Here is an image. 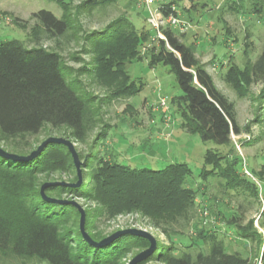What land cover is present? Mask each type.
Listing matches in <instances>:
<instances>
[{
  "label": "rangeland",
  "instance_id": "1",
  "mask_svg": "<svg viewBox=\"0 0 264 264\" xmlns=\"http://www.w3.org/2000/svg\"><path fill=\"white\" fill-rule=\"evenodd\" d=\"M85 1L0 0V40H17L24 46L39 45L58 52L67 67L66 80L74 83L79 96L92 101L98 119L96 127L83 143L76 142L70 136L69 129L53 128L46 124L30 139V146L26 149H16L1 140L0 146L8 151L28 154L47 137L57 136L73 141L80 159L84 162L88 159V164L93 167L99 165L100 159L131 168L152 170L163 169L170 163L184 162L191 170L184 186L193 192L195 216L173 223L171 226L177 230V234L166 237L153 225V220L140 211L125 212L107 220L93 216L88 232L100 231L98 239L119 229H144L157 240L155 252L168 249L174 255H180L184 252L194 254L197 249L206 251V245L199 238L201 231H216L228 252H239L251 264H264V172L262 176L256 175L257 171H264V99L260 96L264 82L253 81L245 72L247 65L257 59L264 44V0H173L176 3L175 14L184 26L167 27L164 24L160 28V31L167 28L176 31L182 41L193 46L195 56L206 65L215 86L234 103L241 132L231 133L228 145L203 141L198 135L182 128V117L170 101L172 97L182 94L174 72L162 62L152 67L149 65V61L157 55L161 38L148 22V9L144 2L114 0L87 8ZM168 1L171 0H155V6ZM42 9L56 17L64 15L68 19L71 29L66 35L48 38L41 34L39 42L30 40L29 34L36 24L31 15ZM134 32L140 38L136 43L133 41L134 49L130 46L127 50L129 59L124 69L129 80L141 85V89L133 96H116L112 94L115 88L97 79L100 72L110 75L102 63L103 47L109 41L117 42V36L121 33L130 36ZM117 59L118 56L113 57L110 64ZM230 65L239 72L245 70L242 74L244 86L238 90L225 79ZM162 97L166 99L165 107L161 105ZM56 151L52 150L51 153L62 158L61 152ZM207 152L214 154L215 165H220L218 169L204 165ZM92 153L97 155L94 161L87 158ZM237 160L239 175L257 187V196L254 197L244 186L235 185L231 189L224 185L221 166L236 163ZM203 168L209 172L208 177L199 175ZM37 179L41 185L56 181L75 183L77 176L75 168L71 167L67 172L52 171L38 175ZM92 183L89 169L83 166L81 185L91 189ZM50 194L54 198L74 199L88 214H97L98 204L92 199L54 191ZM232 216L237 217L241 225L252 220L262 243L259 244L258 239L251 241L238 235L237 227L228 224ZM63 219L64 229L71 235L74 245L77 242L82 244V238L78 235L79 214L76 209H66ZM128 241H121L118 248ZM143 249L133 248L124 254L121 263L127 264ZM149 263L165 264L154 260L144 264Z\"/></svg>",
  "mask_w": 264,
  "mask_h": 264
},
{
  "label": "trees",
  "instance_id": "2",
  "mask_svg": "<svg viewBox=\"0 0 264 264\" xmlns=\"http://www.w3.org/2000/svg\"><path fill=\"white\" fill-rule=\"evenodd\" d=\"M112 1L114 0H86L84 5L92 8ZM175 4L173 0L160 2L158 8L164 16H168L176 13ZM31 16L36 24L32 27L29 38L35 43L39 42L41 34L57 38L66 35L71 29L64 15L56 17L52 12L42 9ZM163 33L165 40H159L157 55L149 61V65L152 67L162 62L174 72L182 94L172 97L170 101L182 117V128L190 134L198 135L203 141L228 145L231 133L241 132L236 121L234 103L215 86L206 65L195 56L192 45H187L170 28L163 30ZM139 38L140 35L136 32L130 36L121 33L117 36V42L109 41L103 47L105 52L102 54V63L110 75L100 72L97 79L115 88L113 95L133 96L141 89V85L129 80L124 69L129 59L127 50L130 46L134 49L133 41L136 43ZM116 56L118 59L110 64ZM246 69L244 71L253 81L264 82V44L257 59L248 64ZM244 71L239 72L235 66L230 65L225 72V79L238 90L244 86ZM66 72L67 67L62 57L54 50L39 45L24 46L17 40H0L1 141L10 143L19 150L26 149L30 146V139L46 124L53 128L69 129L70 136L76 142L86 141L90 131L97 125V114L92 101L79 96L74 83L66 80ZM260 96L264 99V85ZM52 150L61 152L62 158L52 154ZM205 156V166L209 164L214 169L220 167L215 165L213 153L207 152ZM87 158L94 161L97 155L92 153ZM87 160L83 166L90 171L93 180L91 189L83 185L78 188L60 185L45 188V194L50 197H54L50 194L54 191L96 201L97 214L86 212L87 232L91 228L90 219L93 216L107 220L125 212L140 211L153 220V225L162 234L170 237L177 234V230L171 226L173 223L185 217L187 220L194 218V195L184 186L186 177L191 172L186 163L174 162L163 169L152 170L131 168L104 159H100L99 165L93 167ZM71 167L74 166L70 153L60 144H47L35 158L27 161L0 157V263L123 264L121 258L124 254L133 248L145 249L148 246L146 239L132 235H124L101 248L92 247L83 239L80 241L82 244L77 242L74 245L71 235L64 229L63 215L66 209L76 208L70 204L44 201L40 195L41 184L37 179L38 175L52 171L67 172ZM205 168L199 173L203 178L209 176ZM238 169V160L221 166L224 185L231 189L235 185H241L254 197L257 196V187L246 182L239 175ZM263 172L257 171L256 175L262 176ZM262 214L264 216V209ZM237 221V217L232 216L228 224L237 227L238 235L251 241L258 239L259 244L262 243L252 220L245 225ZM88 234L94 240L101 239H97L101 234L98 230ZM78 235L82 238L80 232ZM199 238L206 245V251L197 249L194 254L184 252L174 255L165 249L160 253L154 252L138 264L150 260L165 264H251L239 252H228L216 231H201ZM125 239L129 241L118 248ZM262 260L264 261L263 258Z\"/></svg>",
  "mask_w": 264,
  "mask_h": 264
},
{
  "label": "water",
  "instance_id": "3",
  "mask_svg": "<svg viewBox=\"0 0 264 264\" xmlns=\"http://www.w3.org/2000/svg\"><path fill=\"white\" fill-rule=\"evenodd\" d=\"M47 144H60L66 147L67 151L70 153V156L72 158V163L76 171L77 181L75 183H67L63 181L45 182L40 186L41 198L46 202L57 203V204H70L73 207H75L79 213V224H78L79 232L81 234L82 239L90 246L95 248H101L112 243L113 241L124 235L138 236L146 239L148 241V246L145 249L139 251L137 254H135L131 259H129L127 264H138L148 259V257L152 255L157 249V240L150 232L144 229L125 228V229L116 230L110 233L109 235L101 238L100 240H94L85 229L86 212L78 202H76L74 199L54 198L45 194V188L47 186L61 184V185H66L68 187L78 188L81 185L82 167L84 161L80 159L79 154L75 148L74 142L71 141L69 138L49 136L45 140H43L35 149L31 150L28 154H19L16 152L8 151L0 146V157L14 161L31 160L35 158L38 155V153ZM149 264H153V263H149Z\"/></svg>",
  "mask_w": 264,
  "mask_h": 264
},
{
  "label": "built area",
  "instance_id": "4",
  "mask_svg": "<svg viewBox=\"0 0 264 264\" xmlns=\"http://www.w3.org/2000/svg\"><path fill=\"white\" fill-rule=\"evenodd\" d=\"M148 9V22L154 27L161 39L165 40V36L163 31H160V28L163 27L164 24H167V27L170 26H179L184 23L177 18L175 14H170L168 16H164L162 12L159 10L158 5L155 6V0H142ZM174 8V7H173ZM181 29V28H180ZM164 97L161 98V105L164 106Z\"/></svg>",
  "mask_w": 264,
  "mask_h": 264
}]
</instances>
